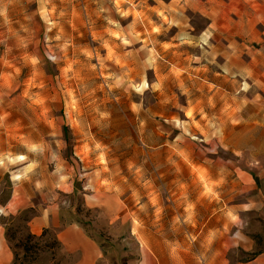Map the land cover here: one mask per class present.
<instances>
[{
	"label": "rangeland",
	"instance_id": "1",
	"mask_svg": "<svg viewBox=\"0 0 264 264\" xmlns=\"http://www.w3.org/2000/svg\"><path fill=\"white\" fill-rule=\"evenodd\" d=\"M263 59L264 0H0L11 264H73L55 228L30 232L48 206L101 243L100 264H138L132 227L196 211L202 173L183 166L199 163L232 164L235 228L263 249Z\"/></svg>",
	"mask_w": 264,
	"mask_h": 264
},
{
	"label": "crops",
	"instance_id": "2",
	"mask_svg": "<svg viewBox=\"0 0 264 264\" xmlns=\"http://www.w3.org/2000/svg\"><path fill=\"white\" fill-rule=\"evenodd\" d=\"M182 165L159 164L157 168L164 172L168 168L180 170ZM183 167L202 173L196 180V211L193 205L187 216L176 214L169 225L166 214L160 212L154 217L157 223L152 225L148 218V223L144 222L142 227L133 226L132 236L138 237L140 242L138 264H264V248L256 252L253 231L235 228L241 226L247 203L237 208L231 203L232 164L199 163ZM21 198L15 194L11 199L10 204L15 205L16 210L21 208ZM56 211L55 206H48L31 217L30 232L40 235L45 228H55L64 249L75 255L73 264H100L104 259L101 243L78 222L60 224ZM13 258L4 228L0 226V264H11Z\"/></svg>",
	"mask_w": 264,
	"mask_h": 264
},
{
	"label": "bare ground",
	"instance_id": "3",
	"mask_svg": "<svg viewBox=\"0 0 264 264\" xmlns=\"http://www.w3.org/2000/svg\"><path fill=\"white\" fill-rule=\"evenodd\" d=\"M254 60V59H253ZM264 60V59H263ZM6 92V91H5ZM4 95L2 94V97H3ZM1 97V96H0ZM6 102L7 101H9V102H7V104L9 105V106H13V105H16V104H19V99L18 98H13V99H10V100H5ZM0 102H1V104H3V101L2 100H0ZM12 104V105H11ZM0 107H1V105H0ZM256 128V126H254L253 125V129H255ZM25 157L24 156H18V159H24Z\"/></svg>",
	"mask_w": 264,
	"mask_h": 264
},
{
	"label": "trees",
	"instance_id": "4",
	"mask_svg": "<svg viewBox=\"0 0 264 264\" xmlns=\"http://www.w3.org/2000/svg\"><path fill=\"white\" fill-rule=\"evenodd\" d=\"M45 230V229H44ZM35 235V234H34ZM36 236H38V235H36Z\"/></svg>",
	"mask_w": 264,
	"mask_h": 264
}]
</instances>
